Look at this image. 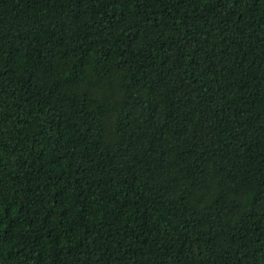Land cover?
<instances>
[{
    "label": "trees",
    "instance_id": "trees-1",
    "mask_svg": "<svg viewBox=\"0 0 264 264\" xmlns=\"http://www.w3.org/2000/svg\"><path fill=\"white\" fill-rule=\"evenodd\" d=\"M0 264H264V0H0Z\"/></svg>",
    "mask_w": 264,
    "mask_h": 264
}]
</instances>
